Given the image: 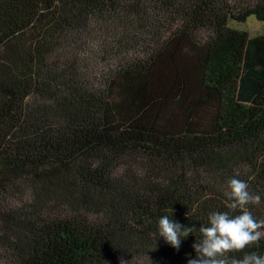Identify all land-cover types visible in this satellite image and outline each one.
I'll use <instances>...</instances> for the list:
<instances>
[{
	"label": "trees",
	"instance_id": "obj_1",
	"mask_svg": "<svg viewBox=\"0 0 264 264\" xmlns=\"http://www.w3.org/2000/svg\"><path fill=\"white\" fill-rule=\"evenodd\" d=\"M251 15L264 0H0V264H187L233 177L264 219V29L229 25ZM172 212L196 227L178 250Z\"/></svg>",
	"mask_w": 264,
	"mask_h": 264
},
{
	"label": "clouds",
	"instance_id": "obj_2",
	"mask_svg": "<svg viewBox=\"0 0 264 264\" xmlns=\"http://www.w3.org/2000/svg\"><path fill=\"white\" fill-rule=\"evenodd\" d=\"M225 193L227 211H212L207 216V224L199 226L200 239L194 241L192 248L195 257L187 264H264V254L252 251L239 259L230 260L228 254L242 251L246 247L258 246L264 240V219H257L248 205H259L261 195H253L247 182L230 178ZM195 226L181 225L168 215H162L157 222L159 236L173 248L179 249L182 239L192 234Z\"/></svg>",
	"mask_w": 264,
	"mask_h": 264
},
{
	"label": "rangeland",
	"instance_id": "obj_3",
	"mask_svg": "<svg viewBox=\"0 0 264 264\" xmlns=\"http://www.w3.org/2000/svg\"><path fill=\"white\" fill-rule=\"evenodd\" d=\"M229 25L231 27L236 28V29L246 30L251 35H253L257 32H260L264 29V22L256 20V18L252 15L249 16L247 18V20L244 22H238V21H232L231 20L229 22ZM128 52L132 54L134 52V50H130ZM135 53H137V52H135Z\"/></svg>",
	"mask_w": 264,
	"mask_h": 264
}]
</instances>
